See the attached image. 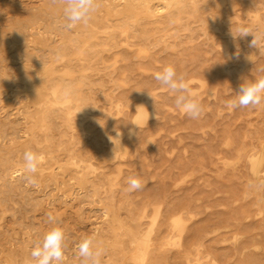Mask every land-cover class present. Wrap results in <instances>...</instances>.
Returning <instances> with one entry per match:
<instances>
[{"label": "rangeland", "instance_id": "rangeland-1", "mask_svg": "<svg viewBox=\"0 0 264 264\" xmlns=\"http://www.w3.org/2000/svg\"><path fill=\"white\" fill-rule=\"evenodd\" d=\"M224 2L187 0L173 17L155 19H129L98 3L87 23L98 38L82 45L83 23L62 27L63 0H0V109L7 106L0 110V264H30L33 246L54 226L65 233L63 264H81L77 245L86 235L103 250L101 264H264V175L251 164L264 151V102L226 106L242 83L264 77V0ZM126 27L128 41L120 33ZM241 28L259 38L256 48L251 34L239 37ZM168 65L196 93L199 118L181 113L154 79ZM56 85L73 108L86 110L73 114L77 127L52 102L43 103L46 117L38 106L15 117V106L27 109ZM117 132L122 148L109 139ZM26 150L46 155L35 184L24 170L12 178ZM132 177L139 190H128ZM144 210V232H152L136 245L130 233Z\"/></svg>", "mask_w": 264, "mask_h": 264}, {"label": "clouds", "instance_id": "clouds-1", "mask_svg": "<svg viewBox=\"0 0 264 264\" xmlns=\"http://www.w3.org/2000/svg\"><path fill=\"white\" fill-rule=\"evenodd\" d=\"M63 2L64 23L62 27L68 30L81 23L87 24L99 7L98 0H63ZM249 34L253 36L250 46L256 48L259 38L246 28L239 30V37H245ZM154 79L163 88L174 94L175 107L181 113L192 119L200 117L202 107L195 99L196 93L190 88L189 82L182 75L177 74L173 66L168 65L163 67L161 71L155 72ZM237 93L236 99L226 102L229 109L260 105L264 102V77L254 82L242 83ZM149 95L151 96L150 93ZM119 136L120 133L117 132V137ZM109 139L113 140L112 137ZM23 160L25 178L29 184H35L36 180L33 174L37 172L41 157L32 150H26L23 153ZM128 184L129 191L139 190L143 186L140 179L135 177L129 178ZM49 222L55 224V217L51 214H49ZM65 248V233L61 227L54 226L45 232L41 240L35 243L30 255L35 264H63ZM77 249L81 264H101L103 250L96 246L91 237L81 239Z\"/></svg>", "mask_w": 264, "mask_h": 264}, {"label": "bare ground", "instance_id": "bare-ground-1", "mask_svg": "<svg viewBox=\"0 0 264 264\" xmlns=\"http://www.w3.org/2000/svg\"><path fill=\"white\" fill-rule=\"evenodd\" d=\"M185 1H187V0H98V3H100L104 8H106V9H109L110 11H114V12H119V13H121V14H123L124 16H127V17H129V19H133V17H137V16H139V15H144V16H147V17H149V18H151V19H155V18H163V17H173L174 15H175V12L177 11V10H179L180 9V7H181V5H182V3L183 2H185ZM225 0H221V3H223ZM219 2H220V0H219ZM252 2V1H251ZM7 3H9V2H7ZM258 3V2H257ZM260 3V2H259ZM258 3V4H259ZM48 4H49V2H48ZM51 4H53V3H51ZM223 4H225V2L223 3ZM215 6H216V4H215ZM235 6V5H234ZM233 6V7H234ZM242 6V5H241ZM240 6V7H241ZM248 6V5H247ZM217 7V6H216ZM215 7V8H216ZM37 8V7H36ZM227 8V7H226ZM235 8H237V6L235 7ZM1 10V9H0ZM36 10V9H35ZM34 10V11H35ZM219 10V9H218ZM258 10V9H257ZM32 13V12H31ZM248 13V12H247ZM30 14V13H29ZM31 15V14H30ZM49 15V14H48ZM251 15V14H250ZM249 16V15H248ZM255 16H258V15H256L255 14ZM14 17V16H13ZM16 17V16H15ZM18 18V17H17ZM25 18V17H24ZM62 18V17H61ZM1 19V18H0ZM13 19V18H12ZM20 19V18H19ZM23 19V18H22ZM257 19H258V17H257ZM3 20V19H2ZM56 20V19H55ZM253 20V19H252ZM19 21V20H18ZM117 21V20H116ZM118 22H119V20H118ZM240 22V21H239ZM3 23H5V21L3 22ZM2 23V24H3ZM25 23V22H24ZM115 23V22H114ZM120 23H122L121 21H120ZM0 24H1V22H0ZM22 24V23H21ZM54 24V23H53ZM151 24V23H150ZM5 25V24H4ZM3 25V26H4ZM7 25V24H6ZM13 25H15V23L13 24ZM17 25H19V23L17 24ZM9 26V25H8ZM21 26V25H20ZM47 27V26H46ZM45 27V28H46ZM112 27V25H109L108 26V28H111ZM11 28H12V25H11ZM18 28V27H17ZM187 28V27H186ZM3 29V28H2ZM7 29H9V28H7ZM91 28L87 25V24H84L83 25V29H82V32H81V42H82V45H87V44H89V42H90V40L91 39H96V38H98V31H96V30H90ZM95 29V28H94ZM13 30V29H12ZM14 30H15V28H14ZM13 30V31H14ZM21 30H22V28H21ZM28 30V29H27ZM46 30V29H45ZM45 30H42V31H45ZM63 30V29H62ZM104 30V29H103ZM128 27H126V28H123L122 30H121V34L122 35H124L125 36V41H128L129 40V38H130V36H129V34H128ZM163 30V29H162ZM157 31V30H156ZM160 31V30H159ZM215 31H216V29H215ZM218 31V30H217ZM15 32V31H14ZM16 32H17V30H16ZM103 32V31H102ZM105 32V31H104ZM5 33H7V32H5ZM72 33V32H71ZM173 33V32H172ZM209 33V32H208ZM8 34V33H7ZM54 34V33H53ZM158 34V33H157ZM9 36H11L10 34H8ZM59 35V34H58ZM75 35V34H74ZM64 36V35H63ZM106 36H108V35H106ZM113 36V35H112ZM209 36V35H208ZM6 37V36H5ZM152 37V36H151ZM2 38V37H1ZM8 38V37H7ZM61 38V37H60ZM142 38V37H141ZM19 39V38H18ZM8 40V39H7ZM168 40V39H167ZM10 41H12V39L10 40ZM10 41H9V43H10ZM114 41V40H113ZM117 41V40H116ZM192 41V40H191ZM190 41V42H191ZM3 42H4V40H3ZM17 42V41H16ZM59 42V41H58ZM51 43H53V42H51ZM12 44V43H11ZM111 44V43H110ZM116 44V43H115ZM123 44V43H122ZM126 44V43H125ZM124 44V45H125ZM194 44V43H193ZM53 45H54V43H53ZM103 46V45H102ZM114 46V45H113ZM127 46V45H126ZM27 47V46H26ZM25 47V48H26ZM40 47V46H39ZM112 47V46H111ZM28 48V47H27ZM34 48V47H33ZM104 48H106V47H104ZM31 49V48H30ZM129 49V48H128ZM132 49H133V47H132ZM152 49H153V47H152ZM27 50V49H26ZM201 50V49H200ZM17 51V50H16ZM33 51V50H32ZM31 51V52H32ZM39 51V50H38ZM141 50H139L138 49V52H140ZM181 51H182V49H181ZM24 52H25V50H24ZM27 53H28V51H26ZM43 52V51H42ZM118 52V51H117ZM143 52H146V50H143ZM197 52H198V50H197ZM209 52V51H208ZM1 53V52H0ZM26 53V54H27ZM37 53V52H36ZM41 53V52H40ZM49 53V52H48ZM127 53V52H126ZM148 53V52H147ZM166 53V52H165ZM182 53V52H181ZM236 53V52H235ZM29 54V53H28ZM33 54V53H32ZM38 54H39V52H38ZM131 54V53H130ZM142 54H144V53H142ZM146 54V53H145ZM152 54V53H151ZM19 55V54H18ZM70 55V54H69ZM141 55V54H140ZM192 55V54H191ZM219 55V54H218ZM113 56H115V54L113 55ZM128 56V55H127ZM133 56V54L131 55V57ZM143 56V55H142ZM145 56H147V55H145ZM152 56V55H151ZM39 57H40V55H39ZM197 57V56H196ZM17 58V57H16ZM129 58V57H128ZM127 58V59H128ZM137 58V57H136ZM34 59V58H33ZM32 59V60H33ZM38 59V58H37ZM131 59V58H130ZM154 59V58H153ZM157 59V58H156ZM225 59H227V58H225ZM42 60V59H41ZM234 60V59H233ZM236 60V59H235ZM7 61V60H6ZM31 61V60H30ZM34 61V60H33ZM121 61H122V59H121ZM156 61V60H155ZM228 61V60H227ZM1 62V61H0ZM24 62V61H23ZM237 62V61H236ZM235 62V63H236ZM122 63V62H121ZM120 63V64H121ZM37 64V63H36ZM43 64V63H42ZM91 64V63H90ZM123 64V63H122ZM140 64H142L141 62H140ZM41 65V64H40ZM146 65V64H145ZM84 66H86V65H84ZM90 66V65H89ZM121 66V65H120ZM120 66H119V68H120ZM143 66H144V64H143ZM142 66V67H143ZM147 66V65H146ZM34 67V66H33ZM127 67V66H126ZM138 67V66H137ZM139 67H141V66H139ZM124 67H123V65H122V69H123ZM127 68H129V67H127ZM236 68V67H235ZM9 69H10V67H9ZM85 69V68H84ZM121 69V68H120ZM119 69V70H120ZM121 69V70H122ZM125 69V68H124ZM131 69H132V67H131ZM131 69H130V71H131ZM128 70V69H127ZM143 71V70H142ZM234 71H235V69H234ZM119 72V71H118ZM129 72V71H128ZM65 73H66V71H65ZM60 74V73H59ZM72 74V73H71ZM68 74H66V75H64V77L65 76H67ZM77 74H75V76H76ZM104 75H105V73H104ZM62 76V75H61ZM69 76V75H68ZM67 76V77H68ZM109 76V75H108ZM72 77H73V74H72ZM124 77V76H123ZM11 78V77H10ZM192 79V78H191ZM190 79V80H191ZM194 79V78H193ZM104 81H107V80H104ZM197 81V80H196ZM8 82V81H7ZM24 82V81H23ZM96 82H97V80H96ZM125 82V81H124ZM123 82V83H124ZM201 82V81H200ZM78 83V82H77ZM122 83V82H121ZM203 83V82H202ZM204 84H206L205 82H204ZM78 85V84H77ZM80 85H82V84H80ZM126 85V84H125ZM198 85V84H197ZM20 86V85H19ZM115 86V85H114ZM203 86H205V85H203ZM203 86H202V88H201V90H203ZM28 87V86H27ZM82 87V86H81ZM20 88V87H19ZM111 90V89H110ZM117 91V90H116ZM12 93V92H11ZM51 94V96L50 97H41L40 99H37V100H31V102H30V104H29V106L27 107V109L24 107V106H18V107H16L15 106V108H13V111L15 112L14 113V115L15 114H17V115H24V116H27V114L28 113H30V111L28 110V108L29 107H31V106H38L37 107V109H36V113H38V114H40V116H41V118H43V117H46V115H47V113H48V111L47 110H45V109H43V103H45V102H52L54 105L55 104H58L62 109H63V111H64V115L66 116V123H67V125L70 127V128H75V127H77V125H78V121H76L72 116H73V114L75 113V112H79L80 113V115L81 116H85L86 115V110L85 109H83V108H81V107H78L77 105V107H75L74 106V108H73V106L71 105V104H69V101H71L68 97H66V96H63V94H62V92H61V89H59V86L58 85H56L54 88H53V90L50 92ZM114 93V92H113ZM155 93V92H154ZM215 93V92H214ZM15 94V93H14ZM115 94V93H114ZM10 95V94H9ZM13 95V94H12ZM208 95H210L209 93H208ZM207 95V96H208ZM28 96H31L30 94L28 95ZM72 96H73V94H72ZM10 97V96H9ZM12 97V96H11ZM13 97H16V96H13ZM146 97V96H145ZM210 96H208V98H209ZM24 98L26 99V97L24 96ZM24 98H20V100L21 99H23L24 100ZM149 98V97H148ZM4 99V98H3ZM8 99V98H7ZM14 99V98H13ZM29 99V98H28ZM133 99V98H132ZM2 100V99H1ZM0 100V101H1ZM10 100H12V99H10ZM16 101V100H15ZM17 101H18V99H17ZM28 101V100H27ZM2 102V101H1ZM1 102H0V105H1ZM140 102H141V99H140ZM149 101H148V99L145 101V104H147ZM77 103H79V102H77ZM76 103V104H77ZM136 104H137V102H135ZM15 104V103H14ZM18 104H20V103H18ZM17 104V105H18ZM120 105V104H119ZM121 105H123V104H121ZM142 105H144L143 103H142ZM141 105V106H142ZM59 107V108H60ZM114 107H116V106H114ZM121 106H119V108H120ZM126 107H127V105H126ZM131 107V106H130ZM143 107H145V105L143 106ZM143 107H141V108H143ZM151 107V106H150ZM4 107H1V109H3ZM6 108H7V106H6ZM5 108V109H6ZM33 108V107H32ZM109 108V107H108ZM135 108V107H134ZM0 109V110H1ZM5 109H3V110H5ZM94 109V108H93ZM92 109V110H93ZM100 109V108H99ZM91 110V111H92ZM119 111V110H118ZM117 111V112H118ZM147 111V109H145V108H143V109H141V112H143V114L144 113H147L146 112ZM2 112V111H1ZM0 112V113H1ZM120 112V111H119ZM8 113V112H7ZM11 113V112H10ZM100 113V112H99ZM98 113V115H100ZM122 113V112H121ZM92 114V113H91ZM8 115V114H7ZM75 115V114H74ZM94 115V114H93ZM119 115V114H118ZM121 115V114H120ZM122 116H124V115H122ZM11 117V116H10ZM15 117H16V115H15ZM23 117V116H22ZM0 118H1V116H0ZM19 118H21V117H19ZM6 119V118H5ZM14 119V118H13ZM26 119V118H25ZM18 120V119H17ZM20 120H22V119H20ZM19 120V121H20ZM24 120V119H23ZM144 121V120H143ZM13 122V120L10 122V123H12ZM16 122V121H15ZM14 122V123H15ZM111 122V121H110ZM133 122V121H132ZM138 123V122H137ZM15 124H17V123H15ZM14 124V125H15ZM116 124V123H115ZM143 125V124H142ZM145 125V124H144ZM10 126V125H9ZM13 129V128H12ZM15 130V129H14ZM72 130V129H71ZM48 131V130H47ZM24 132V131H23ZM133 132V131H132ZM14 133V132H13ZM17 133H19V132H17ZM134 133V132H133ZM25 134V133H24ZM19 135V134H18ZM98 135H99V133H98ZM113 135V133H110L109 134V136L110 137H112L113 138V141H114V146L116 147H121L122 145H121V142H120V136L119 137H117V136H112ZM13 136V135H12ZM21 136V135H20ZM23 136V135H22ZM27 136V135H26ZM64 136V135H63ZM65 137V136H64ZM73 137V136H72ZM131 137V136H130ZM21 138V137H20ZM66 138V137H65ZM118 138V139H117ZM122 140V139H121ZM9 141V140H8ZM39 141V140H38ZM5 142V139H4V141H3V143ZM139 142V141H138ZM10 143V142H9ZM47 143V142H46ZM8 144V143H7ZM12 144V143H11ZM124 145H125V143H123ZM228 144V143H227ZM51 145V144H50ZM88 145V144H87ZM127 145V144H126ZM42 146V145H41ZM227 146V145H226ZM1 147H3V146H1ZM138 147V146H137ZM112 148V147H111ZM122 148V147H121ZM136 148V147H135ZM60 149V148H59ZM119 150H121L120 148H118ZM124 150H125V152H126V148L124 147L123 148ZM130 149V148H129ZM131 149H132V147H131ZM262 149V148H261ZM111 150V149H110ZM112 150H114V149H112ZM123 150V151H124ZM252 151V150H251ZM80 153V152H79ZM132 153V152H131ZM131 153H129V154H131ZM244 153V152H243ZM255 154V153H254ZM259 154V153H258ZM83 155H87V154H83ZM238 155V154H237ZM256 156V155H255ZM40 157H41V159H44L45 157H46V155L44 154V152H42L41 153V155H40ZM85 157V156H84ZM126 157V156H125ZM238 158H239V156H238ZM253 158V157H252ZM131 159V158H130ZM253 159H255V158H253ZM248 160V159H247ZM252 159H250V161H251ZM75 162V161H74ZM227 162V161H226ZM236 162V161H235ZM238 162V161H237ZM264 151L261 153V155H259L258 156V158L257 159H255V160H253V162L251 163L252 164V171H253V173L255 174V175H264ZM84 163V162H83ZM223 163V162H222ZM231 163V162H230ZM232 163H233V161H232ZM250 163V162H249ZM79 164V163H78ZM251 164H250V166H251ZM123 165V164H122ZM126 165V164H125ZM224 165V164H223ZM227 165H228V163H227ZM226 165V166H227ZM95 166V165H94ZM232 166V165H231ZM78 167H79V165H78ZM88 167H93V165L92 164H90V165H88ZM134 167V166H133ZM229 167V166H228ZM82 168V167H81ZM108 168V167H107ZM121 168H123V167H121ZM118 169H119V167H118ZM133 169V168H132ZM23 170H24V167L23 166H15V167H13V169H12V178H14V179H16V178H21L24 174V172H23ZM106 170V169H105ZM121 170V169H120ZM249 170H250V167H249ZM96 171H99V170H96ZM108 171V170H107ZM134 171H135V169H134ZM118 172V171H117ZM4 174V173H3ZM94 174V173H93ZM106 174H108V173H106ZM249 174H251V173H249ZM109 175V174H108ZM118 175H120V174H118ZM117 175V176H118ZM125 175H127V174H125ZM115 176V175H114ZM251 176H253V175H251ZM107 177H110V176H107ZM111 177H113V176H111ZM128 177H130V176H128ZM264 177V176H263ZM6 178V177H5ZM108 180H110V179H108ZM4 181V180H3ZM89 181V180H88ZM8 182V181H7ZM26 183V182H25ZM77 183V182H76ZM2 185V184H1ZM10 186V185H9ZM37 187H38V185H37ZM36 187V188H37ZM10 188V187H9ZM128 188V187H127ZM1 189V188H0ZM27 189V188H26ZM39 190V189H38ZM78 190V189H77ZM16 191V190H15ZM56 191V190H55ZM54 191V192H55ZM2 192V191H1ZM8 192V191H7ZM10 192V191H9ZM51 192V191H50ZM49 192V193H50ZM76 192V191H75ZM3 193V192H2ZM52 193V192H51ZM8 195V194H7ZM134 195V194H133ZM33 196H34V194H33ZM80 196V195H79ZM78 196V197H79ZM50 198H51V196H49ZM60 197H62V196H60ZM125 197V196H124ZM36 198H37V196H36ZM118 198V197H117ZM129 198H130V196H129ZM23 199V198H22ZM64 199V198H63ZM129 200V199H128ZM86 201V200H85ZM119 201V200H118ZM87 202V201H86ZM64 203V202H63ZM83 204H84V201L82 202ZM81 203V204H82ZM98 203V202H97ZM27 204V203H26ZM92 204V203H91ZM99 204V203H98ZM129 205H130V203H129ZM139 207V206H138ZM153 207V206H152ZM160 207L161 206H159V209H160ZM83 208V207H82ZM155 208V207H154ZM84 209V208H83ZM82 209V210H83ZM158 209V208H157ZM162 209V208H161ZM13 210V209H12ZM30 210V209H29ZM81 210V209H80ZM98 210H100V209H98ZM5 211V210H4ZM146 211L147 210H144L142 213H140V215H139V217H138V222H137V224L134 226V228H133V232H131L130 234L133 236V243L135 244L136 243V245H137V243H139L141 240H143V239H149L150 238V235H151V232H152V229L150 230V231H146V232H148L147 234L144 232V227H143V219L145 218V216H146ZM11 212V211H10ZM16 212V211H15ZM160 212V211H159ZM31 213V212H30ZM261 213V212H260ZM83 214V213H82ZM100 214V213H99ZM160 214V213H159ZM14 215V214H13ZM126 215V214H125ZM189 215H191V214H189ZM100 216V215H99ZM108 216H109V213H108V211L107 210H104L103 211V214H102V216L101 217H103V218H108ZM153 216L155 217V214L153 213ZM4 217V216H3ZM2 217V218H3ZM176 217V216H175ZM1 218V217H0ZM6 219H7V217H5ZM93 218V217H92ZM193 218H194V216H193ZM192 218V219H193ZM94 219V218H93ZM178 219V218H177ZM249 219V218H248ZM151 220H152V218H151ZM154 220V219H153ZM185 220V219H184ZM1 221V220H0ZM150 221V220H149ZM12 222V221H11ZM11 222H9L10 224H11ZM174 222V221H173ZM151 223V222H150ZM153 223H155V222H153ZM183 223V222H182ZM2 225V224H1ZM174 225H175V227H176V229L178 228V229H181L180 228V223H179V221H177V222H175L174 223ZM187 225V224H186ZM9 226H11V225H9ZM94 226V225H93ZM96 226V225H95ZM98 226V225H97ZM151 226V225H150ZM153 227H154V225H153ZM152 227V228H153ZM184 227V226H183ZM149 228V227H148ZM6 229V228H5ZM36 229V228H35ZM174 229V228H173ZM183 229H185V228H183ZM225 229V228H224ZM4 231V230H3ZM15 231V230H14ZM18 231V230H17ZM39 231V230H38ZM180 231H183V230H180ZM9 232H11V231H9ZM47 232V231H46ZM97 231H95V233H96ZM110 232V231H109ZM20 233V232H19ZM33 233V232H32ZM171 233V232H170ZM183 233V232H182ZM153 234V233H152ZM178 234V233H177ZM181 234V233H180ZM3 235H4V233H3ZM22 235V234H21ZM182 235V234H181ZM181 235H180V237H181ZM74 236V235H73ZM82 236V235H81ZM2 237H5V236H2ZM22 237V236H21ZM67 237V236H66ZM86 237H87V235H86ZM179 237V238H180ZM206 237V236H205ZM0 238H1V236H0ZM71 238H73L72 237V235H71ZM80 238V237H79ZM7 239H8V237H7ZM68 239V238H67ZM70 239V238H69ZM178 239V238H177ZM176 239V240H177ZM23 240V239H22ZM21 240V241H22ZM27 240V239H26ZM25 240V241H26ZM74 240V239H73ZM175 240V242H177ZM111 241V240H110ZM178 241H179V239H178ZM235 241H236V239H235ZM75 243V242H74ZM150 243V242H149ZM169 243H171V242H169ZM235 244V243H234ZM150 245V244H149ZM174 245V244H173ZM170 246V245H169ZM73 247V246H72ZM179 247H180V245H179ZM74 248V247H73ZM72 248V249H73ZM149 246H148V250H149ZM176 248V247H175ZM239 248V247H238ZM181 249V248H180ZM193 249V248H192ZM201 249V248H200ZM78 250V249H77ZM194 251V250H193ZM148 252V251H147ZM198 254V253H197ZM147 257V256H146ZM241 257V256H240ZM247 258V257H246ZM145 256L143 257V263H144V261H145ZM207 259V258H206ZM245 259V258H244ZM248 260V259H247ZM191 261H193V260H191ZM205 261V260H204ZM197 262V261H196ZM212 262L213 261H211V264H212ZM30 264H34V261L33 260H31L30 261ZM64 264H70L67 260L65 261V263ZM191 264V263H190ZM193 264V263H192ZM234 264H236V263H234ZM239 264H241V262L239 263ZM244 264H247V263H244Z\"/></svg>", "mask_w": 264, "mask_h": 264}]
</instances>
